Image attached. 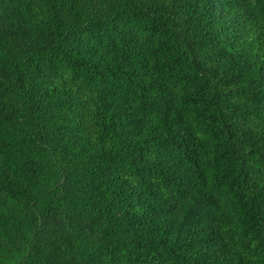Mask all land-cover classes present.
<instances>
[{
  "label": "trees",
  "instance_id": "16d2710c",
  "mask_svg": "<svg viewBox=\"0 0 264 264\" xmlns=\"http://www.w3.org/2000/svg\"><path fill=\"white\" fill-rule=\"evenodd\" d=\"M0 264H264V0H0Z\"/></svg>",
  "mask_w": 264,
  "mask_h": 264
}]
</instances>
